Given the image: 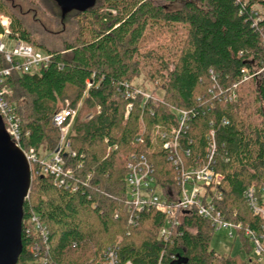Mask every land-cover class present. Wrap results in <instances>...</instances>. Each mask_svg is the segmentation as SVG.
Here are the masks:
<instances>
[{
    "label": "trees",
    "instance_id": "16d2710c",
    "mask_svg": "<svg viewBox=\"0 0 264 264\" xmlns=\"http://www.w3.org/2000/svg\"><path fill=\"white\" fill-rule=\"evenodd\" d=\"M257 1L264 7V0ZM1 14L11 20L12 37L52 55L38 73L15 71L6 82L23 148L40 155L43 147L55 150L60 140L55 113L67 102L76 109L82 101L69 135L77 154L63 153L78 189L57 186L33 164L17 264H41L30 246L46 248V240L53 264H95L112 244L133 264H158L160 258L163 264H257L250 256L214 250L211 222L195 213L183 217L169 241L159 235L165 215L156 209L142 211L131 223L125 156L147 154L158 182L172 186L174 167L163 150L152 148L153 130L174 124V109L194 111L188 137L195 152L204 150L216 119L215 167L225 176L219 206L229 220L257 226L244 193L264 184V71L242 81V69L264 67V19L255 25L249 5L236 0H94L66 13L58 0H0ZM142 74L148 80L142 85L153 84L162 92L160 100L121 92V83L135 86ZM234 83L238 98L228 101ZM95 107L100 112L81 119L83 109ZM139 135L143 144L136 142ZM35 215L46 236L32 222ZM242 241L250 253L243 236Z\"/></svg>",
    "mask_w": 264,
    "mask_h": 264
},
{
    "label": "built area",
    "instance_id": "2783aa9c",
    "mask_svg": "<svg viewBox=\"0 0 264 264\" xmlns=\"http://www.w3.org/2000/svg\"><path fill=\"white\" fill-rule=\"evenodd\" d=\"M243 6L250 7L251 17L254 24L258 25L264 19V7L257 0H236ZM5 33H0V116L12 140L17 146L23 149L31 166L38 163L41 171L54 177V183L59 187L71 188L77 191L78 183L73 179L74 171L67 165L63 153H70L76 156L72 149L69 138L71 128L78 115V108L67 106L57 111L53 122L60 128V140L55 150L48 152L41 157L34 149L26 150L21 144V128L17 115L14 113L9 97L12 94L7 85V79L15 71L20 73H38L51 63L52 55L33 44L11 36V20L6 15H1ZM6 63V65H3ZM264 71V67L252 72L249 68H243V80ZM91 82H88L90 87ZM121 92L127 98H135L142 95L146 101L160 100V96L151 92L142 84L135 86L128 82L120 84ZM238 83L227 96L228 101H235L238 98ZM223 89V88H222ZM221 89V92H222ZM100 112V107H98ZM133 108L130 102L126 108V118ZM175 123L172 125H157L152 132L151 146L153 149H160L166 153L168 160L172 163L175 171V184L162 186L158 182L156 167L147 154L131 152L125 156L127 162V173L125 184L127 189L126 203L132 211L131 223H137L139 214L142 211L156 209L165 215V223L160 229L159 235L164 241H169L173 232L181 224L187 213H195L211 222L214 231H226L233 241H242V236L248 241L251 247V261L257 264H264V184L257 186L252 184L244 193L249 210L259 223L254 226L252 223L243 221H232L226 216L219 203L224 199L222 185L224 174L217 171L216 154L219 148L216 132L217 120L210 122V131L206 138L204 150L194 152V140L188 137L193 119L196 117L194 111L185 109H174ZM227 124L226 118L222 119ZM145 128H143V132ZM137 144L144 143L143 135L136 138ZM30 192V191H29ZM29 196V194H28ZM27 196V197H28ZM237 212H235V215ZM32 222L46 236L45 228L41 225L39 217H32ZM42 244L36 243L30 246V250L40 256L41 264H53L48 260L47 240ZM95 264H133L131 261H123L119 256V245L112 244L106 247L100 259ZM158 264H163L162 258Z\"/></svg>",
    "mask_w": 264,
    "mask_h": 264
},
{
    "label": "water",
    "instance_id": "95a60500",
    "mask_svg": "<svg viewBox=\"0 0 264 264\" xmlns=\"http://www.w3.org/2000/svg\"><path fill=\"white\" fill-rule=\"evenodd\" d=\"M63 12L94 0H58ZM30 162L16 145L0 116V264H17L23 252L24 203L32 184Z\"/></svg>",
    "mask_w": 264,
    "mask_h": 264
},
{
    "label": "rangeland",
    "instance_id": "374dc122",
    "mask_svg": "<svg viewBox=\"0 0 264 264\" xmlns=\"http://www.w3.org/2000/svg\"><path fill=\"white\" fill-rule=\"evenodd\" d=\"M41 13H38V17H41V20L44 21L46 20L45 17L42 16ZM4 15V14H1ZM0 15V16H1ZM2 19H0V33H5V27L3 25ZM53 25H49L48 28L51 29ZM145 72V71H144ZM148 81L144 74H142L138 79H136V82L138 84H142L143 81ZM147 89L151 92H154L156 95L161 96L162 92L161 91H156L154 89L153 84L147 83ZM68 105V102L66 103L65 106ZM82 106V101L80 102L78 108ZM99 108L95 107L93 109H83V113L80 116L81 119H91L98 113ZM47 155L46 150L44 147L41 149V157H44ZM33 179V178H32ZM211 247L216 250L217 252L221 254H232V255H240L243 258L246 257H251V251L248 253V251L242 246V243L240 240H235L233 241L231 238L228 237L226 231H214V235L211 240Z\"/></svg>",
    "mask_w": 264,
    "mask_h": 264
}]
</instances>
